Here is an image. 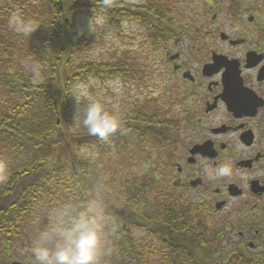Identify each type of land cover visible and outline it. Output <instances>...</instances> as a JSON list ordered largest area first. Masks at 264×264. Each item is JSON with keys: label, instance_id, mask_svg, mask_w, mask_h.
Instances as JSON below:
<instances>
[{"label": "flooded vegetation", "instance_id": "af4514ba", "mask_svg": "<svg viewBox=\"0 0 264 264\" xmlns=\"http://www.w3.org/2000/svg\"><path fill=\"white\" fill-rule=\"evenodd\" d=\"M261 5L259 0H200L186 25L176 19L172 32L160 35L155 58L164 75L163 103L150 117L170 121V137L152 151L129 147L122 156L142 171L132 174L151 179L144 207L154 209L159 221L156 229L122 225L123 238L133 239L135 251L116 253L120 236L115 232L114 252L104 264H264ZM138 71L135 84L142 81ZM225 163L232 166L231 178L211 181L204 174L205 166ZM168 214L173 226L164 223ZM178 229H187L190 241L172 246L163 231ZM41 230L0 229V264H33L27 249ZM197 237L204 241L195 242Z\"/></svg>", "mask_w": 264, "mask_h": 264}, {"label": "trees", "instance_id": "16d2710c", "mask_svg": "<svg viewBox=\"0 0 264 264\" xmlns=\"http://www.w3.org/2000/svg\"><path fill=\"white\" fill-rule=\"evenodd\" d=\"M179 3L0 0V157L9 161L8 178L0 182V229H25L30 222L37 224L36 229H44L51 210L74 198L87 201L97 197L103 201L106 214L114 218L115 232L120 236L114 245L116 253L134 250L133 239L123 238L122 225L126 229H156L159 218L154 209L144 207L150 178L134 174L125 177L121 196L114 200L111 211L113 201L107 184L96 171L98 159H85L78 153L81 148L95 147L103 156L110 145L119 156L129 147L141 153L165 144L171 124L153 120L144 102L130 104V110L122 115V130L107 142L88 135L86 130H73L75 108L70 95L74 83L89 77L139 81L138 69L127 67L124 61L81 59L90 41L79 31L77 22L81 16L100 17L113 29H120L124 22L136 23L142 29V41L155 51L160 35L171 33L170 28L176 25ZM16 12L34 20L38 29L31 35L12 31L8 19ZM33 62L41 65L42 83H33L27 67ZM127 160H123L124 166ZM98 182L103 183V190H98ZM164 223L173 226V217L168 214ZM188 233L187 229L176 233L164 230L163 237L173 246L188 243ZM199 234L204 235V231L196 230ZM194 241L204 239L197 237Z\"/></svg>", "mask_w": 264, "mask_h": 264}, {"label": "clouds", "instance_id": "9594fccd", "mask_svg": "<svg viewBox=\"0 0 264 264\" xmlns=\"http://www.w3.org/2000/svg\"><path fill=\"white\" fill-rule=\"evenodd\" d=\"M93 21L103 23L102 18L93 17L89 28ZM8 26L12 31L24 35H31L39 27L34 20L23 17L19 12L9 17ZM27 67L33 83H42L41 65L33 62ZM92 83L94 80L90 78L88 84L77 83L73 86L70 97L75 100L76 111L71 126L74 131L83 128L88 135L107 142L122 130L123 118L116 106L110 110L101 99L93 98L89 91ZM78 155L91 160L97 157V153L86 148H81ZM8 168L9 161L0 157V182L7 180ZM203 171L211 181L231 178L233 174L232 166L228 163L216 167L205 166ZM97 188L103 190V183L98 182ZM115 231L114 218L106 214L105 205L99 197L87 201L74 198L51 210L48 225L38 232L27 251L31 253L33 264H104L105 258L114 252L111 237Z\"/></svg>", "mask_w": 264, "mask_h": 264}, {"label": "rangeland", "instance_id": "374dc122", "mask_svg": "<svg viewBox=\"0 0 264 264\" xmlns=\"http://www.w3.org/2000/svg\"><path fill=\"white\" fill-rule=\"evenodd\" d=\"M122 1L131 4H139L144 0H114ZM200 0H180L178 10L179 18L183 25L187 24V19L192 15L191 7ZM261 5L260 23L264 31V0H259ZM92 18L81 16L78 18L79 31L86 36L90 41V47L81 52L80 58L92 60L95 62H113L116 60L124 61L127 63V67H135L140 70L142 81L138 84L133 82H125L122 79H97L92 78L94 83L89 85V91L93 98L101 99L102 102L111 110L114 106L118 108V114L123 115L126 111L130 110V104L136 101H147L148 111L160 110L162 107V101L159 98V92L164 80V75L158 66L157 59L155 58L154 49H150L141 39L140 28L136 23L124 22L120 29L110 28L108 23L103 19L102 24H93L90 26ZM142 30V29H141ZM89 78L76 82L77 83H89ZM119 89L114 91L113 89ZM73 89V88H72ZM132 103H131V100ZM71 102L76 111V103L74 98L71 97ZM138 102V103H140ZM159 102V103H158ZM74 122V119H73ZM170 122V121H168ZM84 131L85 129H78ZM96 152V148L88 149ZM152 151V150H150ZM149 151V152H150ZM115 151L112 152L108 147L103 156L97 153V174L101 175L100 179L107 184L108 179L111 178L113 193H115L114 199L121 196L122 189L121 184L124 182L126 175H131L132 172H142L140 168L131 164L130 166H124L123 157L117 155L115 157ZM36 223H29L25 226V229H36ZM126 264V263H125Z\"/></svg>", "mask_w": 264, "mask_h": 264}]
</instances>
